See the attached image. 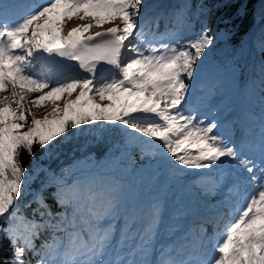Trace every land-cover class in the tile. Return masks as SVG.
Masks as SVG:
<instances>
[{"label":"snow or ice","instance_id":"6c2138e0","mask_svg":"<svg viewBox=\"0 0 264 264\" xmlns=\"http://www.w3.org/2000/svg\"><path fill=\"white\" fill-rule=\"evenodd\" d=\"M189 7L157 15L153 26L145 0H0V244L9 245L0 264H264V107L237 142L222 132L219 109L209 119L192 104L197 86L205 88L215 38L204 20L193 31ZM72 20L91 22L65 34ZM259 43L264 48V30ZM219 87L216 79L207 90ZM258 87L264 104V65ZM46 105L37 118L32 108ZM85 127L120 129L122 156L138 150L171 178L195 175L205 197L222 198L204 205L197 228L164 243L161 232L175 228L159 202L140 216L122 214L118 187L66 169L49 182L59 210L41 190L33 218L21 215L25 186L45 171L30 173L22 153L51 156Z\"/></svg>","mask_w":264,"mask_h":264},{"label":"trees","instance_id":"16d2710c","mask_svg":"<svg viewBox=\"0 0 264 264\" xmlns=\"http://www.w3.org/2000/svg\"><path fill=\"white\" fill-rule=\"evenodd\" d=\"M197 10L201 20L195 25V18H189V22L194 26L193 31H200L201 21L204 20L210 29L209 34L215 38L214 46H211L208 54L209 71H217L227 78H232L233 74L235 78H240L247 67V51L243 42L248 33L252 34L249 97L251 114L258 117L264 107L258 87L260 69L264 65V48L259 43L261 32L264 30V0H198ZM187 35L190 39L191 33L187 31ZM122 142L123 133L116 127H85L82 132L72 130V134L61 142V147L51 156L40 148L35 149L34 157L22 153L21 160L30 173H34L36 167L45 171L34 174V178L25 186V195L17 201L20 214L29 219L33 218L36 205L31 201L35 189L43 191L53 211L59 210L52 195L56 191L55 185L49 184V181H53V177L61 176L66 169H72L75 177L84 176L81 180L102 182L116 187L117 182L107 175L111 169L117 172V176H125L132 181L145 179L152 172L165 170L162 165L158 166L155 160L149 157L141 158L138 150L122 156L120 149L116 147ZM42 184L49 186L41 189ZM28 204L30 207H25ZM40 242L37 240L38 245ZM8 248L7 241L0 244V250L6 252Z\"/></svg>","mask_w":264,"mask_h":264},{"label":"rangeland","instance_id":"374dc122","mask_svg":"<svg viewBox=\"0 0 264 264\" xmlns=\"http://www.w3.org/2000/svg\"><path fill=\"white\" fill-rule=\"evenodd\" d=\"M146 4L150 6L148 15L149 18L154 22V18L157 15L164 14V10L172 7L173 11L176 10L177 5H189L188 17L199 16L198 15V0H145ZM196 18V21H200ZM162 21V20H161ZM160 21V25L162 22ZM213 21V18L212 20ZM90 20H72L66 23L64 27L65 30L82 25L85 23H90ZM117 22H111L101 26L115 25ZM175 21L170 23V27L174 26ZM95 27L91 28L94 29ZM90 29V30H91ZM183 34H186V30ZM187 36V34H186ZM39 70V69H38ZM216 79L221 81V87L217 88L215 92H209L207 89L210 87ZM204 90H201L202 96L200 102L207 106L212 112L219 109V118L221 116L233 118L234 106H235V93H236V82L235 80L231 82L227 81L226 77L219 74V72L209 71L206 79H204ZM36 94H31L34 97ZM31 107V105H29ZM51 110L50 105H46L42 108H32V111L36 114L37 118H43V116ZM223 120V119H222ZM26 129V128H25ZM22 129V130H25ZM113 174V175H112ZM107 175L117 182L118 192L116 195L120 200L121 208L124 214L135 213L137 216L146 213V207L143 208L142 200L148 203V207L154 202H159L161 204V198L163 195H173L178 201L198 199L204 203L215 204L217 201L213 200V197H205L201 189L197 188L193 181L197 178L195 175H185L178 178H171L168 172L165 170L159 172H153L150 177L145 179H138L136 182H128L127 178L123 177L119 179L117 172L111 169ZM129 205L132 210L129 209Z\"/></svg>","mask_w":264,"mask_h":264},{"label":"bare ground","instance_id":"6f19581e","mask_svg":"<svg viewBox=\"0 0 264 264\" xmlns=\"http://www.w3.org/2000/svg\"><path fill=\"white\" fill-rule=\"evenodd\" d=\"M163 12H164V14H166V13H171V12H173V8H172V7H169V8H167V9H165ZM173 20H174V19H171V20L169 21V24H170ZM161 22H162L161 25H164V21L162 20ZM67 31H69V30H67ZM67 31H66V32H67Z\"/></svg>","mask_w":264,"mask_h":264}]
</instances>
